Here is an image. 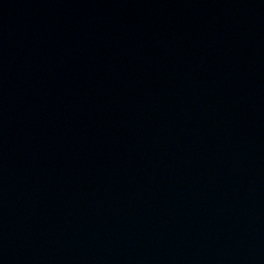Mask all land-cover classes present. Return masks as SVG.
I'll list each match as a JSON object with an SVG mask.
<instances>
[{
	"label": "water",
	"instance_id": "95a60500",
	"mask_svg": "<svg viewBox=\"0 0 264 264\" xmlns=\"http://www.w3.org/2000/svg\"><path fill=\"white\" fill-rule=\"evenodd\" d=\"M0 264H264V0H0Z\"/></svg>",
	"mask_w": 264,
	"mask_h": 264
}]
</instances>
